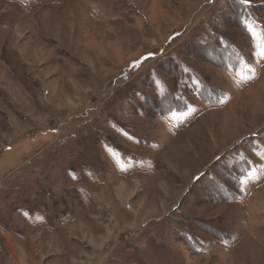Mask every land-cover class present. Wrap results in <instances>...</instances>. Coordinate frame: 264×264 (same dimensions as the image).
Listing matches in <instances>:
<instances>
[{
	"label": "rangeland",
	"instance_id": "1",
	"mask_svg": "<svg viewBox=\"0 0 264 264\" xmlns=\"http://www.w3.org/2000/svg\"><path fill=\"white\" fill-rule=\"evenodd\" d=\"M262 50L264 0H0V264H264Z\"/></svg>",
	"mask_w": 264,
	"mask_h": 264
},
{
	"label": "snow or ice",
	"instance_id": "2",
	"mask_svg": "<svg viewBox=\"0 0 264 264\" xmlns=\"http://www.w3.org/2000/svg\"><path fill=\"white\" fill-rule=\"evenodd\" d=\"M250 2H251V0H240V3H241L242 5H247V4H249ZM253 35H255V33H253ZM260 54H261V55H264V50H262ZM150 55H151V54H150Z\"/></svg>",
	"mask_w": 264,
	"mask_h": 264
}]
</instances>
